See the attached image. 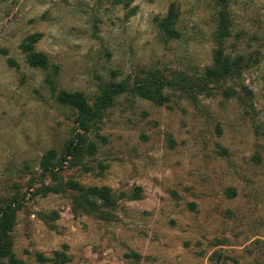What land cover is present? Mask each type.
Returning a JSON list of instances; mask_svg holds the SVG:
<instances>
[{"label":"rangeland","instance_id":"obj_1","mask_svg":"<svg viewBox=\"0 0 264 264\" xmlns=\"http://www.w3.org/2000/svg\"><path fill=\"white\" fill-rule=\"evenodd\" d=\"M171 5L178 35L167 39L158 22ZM219 10L213 0H0V224L11 222L0 264H264V0L226 9L222 50L241 57L239 77L204 73ZM117 83L126 91L65 159L82 132L58 92L92 106ZM79 187L104 189L114 206L74 209Z\"/></svg>","mask_w":264,"mask_h":264},{"label":"trees","instance_id":"obj_2","mask_svg":"<svg viewBox=\"0 0 264 264\" xmlns=\"http://www.w3.org/2000/svg\"><path fill=\"white\" fill-rule=\"evenodd\" d=\"M216 7H219L217 12V33L215 37L216 50L214 51L215 65L212 67H206L204 73L208 77L212 78H232L239 77L241 72V57L231 59L230 55L224 54L222 48H224L225 41L231 37V22L226 13V9L229 5V0H213ZM178 12L174 5H171L166 16L158 22V26L163 32V35L168 38H173L178 35L175 26L177 23ZM30 63L33 66L44 67L46 59L43 55L38 53H30ZM160 87H162L160 85ZM242 92L246 93L247 90L244 86H240ZM111 90L104 94L99 104L94 103L92 106L86 101L85 97L79 92H69L60 90L57 94L58 102L66 107L72 108L77 111L76 125L78 130L82 133L77 134L73 140H71L65 147L64 158L71 157L75 151L78 150V145L83 144L87 132L94 127L99 121L101 110L110 105L114 96L120 95L126 91V87L123 83H117L111 86ZM137 93L140 97L154 101L157 104L163 102L162 96L157 92L151 94L150 90L143 87L137 89ZM85 203H79L74 209H81L82 211H88L90 206H96V199L100 200L99 205L102 207L112 208L114 206V199L104 189H91L85 187L78 188ZM55 187H46L44 193L57 192ZM6 219L0 224V258H5L9 255V249L7 245V232L10 229V220L8 215L5 214ZM40 256V255H39Z\"/></svg>","mask_w":264,"mask_h":264}]
</instances>
